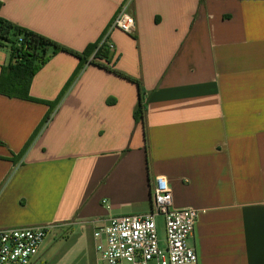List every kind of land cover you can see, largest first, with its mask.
Listing matches in <instances>:
<instances>
[{
	"label": "crops",
	"instance_id": "0c3cea01",
	"mask_svg": "<svg viewBox=\"0 0 264 264\" xmlns=\"http://www.w3.org/2000/svg\"><path fill=\"white\" fill-rule=\"evenodd\" d=\"M0 18L83 52L113 31L116 70L83 69L23 159L46 104L0 95V230L51 226L34 264H97L94 232L154 211L156 178L173 207L201 211L198 264H264V0H0ZM10 49H0V76ZM50 55V54H49ZM79 61L52 56L31 98L57 99Z\"/></svg>",
	"mask_w": 264,
	"mask_h": 264
},
{
	"label": "built area",
	"instance_id": "2783aa9c",
	"mask_svg": "<svg viewBox=\"0 0 264 264\" xmlns=\"http://www.w3.org/2000/svg\"><path fill=\"white\" fill-rule=\"evenodd\" d=\"M135 19L125 7L116 14L103 41H110L113 31L131 35ZM154 211L146 215L111 219L94 232L97 264H198V254L189 245L201 211L173 207V187L164 176L156 178ZM163 219L164 238H160L157 219ZM51 226L0 230V264H34L41 246L52 232Z\"/></svg>",
	"mask_w": 264,
	"mask_h": 264
},
{
	"label": "trees",
	"instance_id": "16d2710c",
	"mask_svg": "<svg viewBox=\"0 0 264 264\" xmlns=\"http://www.w3.org/2000/svg\"><path fill=\"white\" fill-rule=\"evenodd\" d=\"M108 29L97 42L89 45L83 52H77L47 37L16 26L0 18V47L9 46L10 49L9 62L1 71L0 95L8 98L39 102L49 107V111L43 122L36 129L23 150L17 155L13 154L9 159L14 165H17L23 159L35 139L49 123L53 113L59 107L83 69L87 66H97L134 83L139 91V100L134 113V119L137 123L144 122L147 110L144 90L139 81L116 70V62L113 61L114 58L110 55L108 43L103 41ZM60 53L70 55L79 61L75 72L55 101L43 102L31 98L30 87L33 78L47 64L52 56Z\"/></svg>",
	"mask_w": 264,
	"mask_h": 264
},
{
	"label": "rangeland",
	"instance_id": "374dc122",
	"mask_svg": "<svg viewBox=\"0 0 264 264\" xmlns=\"http://www.w3.org/2000/svg\"><path fill=\"white\" fill-rule=\"evenodd\" d=\"M3 48L9 49V46H5V47H0L1 50H3ZM158 222V226H159V235L160 238H164V227H163V219L160 217L157 219Z\"/></svg>",
	"mask_w": 264,
	"mask_h": 264
}]
</instances>
